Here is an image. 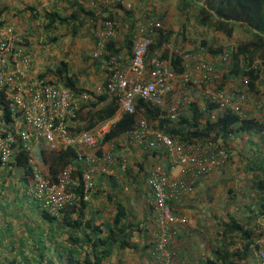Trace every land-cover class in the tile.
I'll use <instances>...</instances> for the list:
<instances>
[{"label": "built area", "instance_id": "1", "mask_svg": "<svg viewBox=\"0 0 264 264\" xmlns=\"http://www.w3.org/2000/svg\"><path fill=\"white\" fill-rule=\"evenodd\" d=\"M139 1L87 0L86 8L97 18L85 24L93 40L91 58L99 61L109 74L105 86L102 82L81 92L63 87L49 75L40 77L38 72L30 70L25 39L0 13V94L9 113L8 122L0 116V165L11 160L20 144L30 153L25 196L50 216H58L67 206L89 200L95 189V179L108 175L112 165L121 164L126 169L131 165L128 155L143 152L148 161L141 175L150 192L159 230L153 257L156 264H172L169 230L187 223V218L174 211L172 204L179 203L201 178L224 166L229 155L222 136L181 139L166 134L159 127L160 121L166 119L172 124L181 116H189L193 104L205 113L199 122L202 124L205 120L215 121L227 109L241 120L258 119L264 116V96H260L258 86L257 91L249 92L247 78L225 82L220 68L231 49L217 57L220 68L201 56L181 52L170 41L158 52L151 53L150 46L160 31L167 29L165 18L156 14L138 18L129 54L111 55L107 45L123 37L117 30V23L108 19L109 11L134 12ZM165 49L182 56L183 72L173 70L170 60L162 57ZM198 50L209 53L203 46ZM104 93L116 106L114 116L96 122L89 129L80 127L78 130V125L81 126L78 113L103 106L97 103V97ZM138 101L156 109L157 114L146 117L137 110ZM208 106L213 108L208 110ZM124 114L136 116L134 128L103 142L111 125ZM228 136L229 140L233 139V135ZM63 146H74L78 152L103 153L79 154L83 157L81 167L68 164L53 181L45 170L40 152H55ZM160 154L166 164L159 162ZM176 168L180 169L179 176L174 174ZM257 257L264 263V247L257 252Z\"/></svg>", "mask_w": 264, "mask_h": 264}, {"label": "trees", "instance_id": "2", "mask_svg": "<svg viewBox=\"0 0 264 264\" xmlns=\"http://www.w3.org/2000/svg\"><path fill=\"white\" fill-rule=\"evenodd\" d=\"M86 2L87 0H62L60 4L48 10L43 9L40 12L44 23L43 29L50 32L64 26L73 36H77L87 20L96 21L97 19L94 12L86 8ZM178 8L179 12L187 14V17L192 16L194 24L202 30H212L214 34H221L226 39H232L237 28L247 33L249 37L245 40H236L228 48L210 46V51L219 56L231 49L228 52L227 61L220 68L223 79L226 82L247 78L249 92L257 91L258 86V92L263 97L264 0H178ZM28 10L34 12L35 7L29 6ZM3 12L4 6H0V13ZM130 13L132 12H125L123 17L118 18H115L112 12L108 14V19L117 22V30L123 37L122 40L118 37L116 41H111L107 45L111 55L120 52L130 53L132 32L137 21L129 18ZM165 15L164 12H156V16L160 18H164ZM33 16L36 18L35 14ZM180 33H183V30ZM171 34L172 32L167 30L160 31L156 41L150 46L151 53L158 52L163 44L169 43ZM58 39L59 37L53 34L48 41L57 42ZM200 43L203 47L207 44L204 39ZM162 57L170 60L173 70L179 73L185 70L180 54L171 53L169 49H165ZM93 65L101 67L104 71L106 77L103 80V86H105L108 70L99 61L93 60ZM47 75L51 76L56 83L74 91L89 90L79 86L76 74L70 72L69 64L64 60L57 62L54 69H47L44 73H40V77ZM108 98L106 93L97 97V103L104 104L105 108L89 113L86 119L89 122L88 129L96 122L114 116L116 106L113 101L108 102ZM136 108L148 118L157 114L156 109H150L142 101L137 102ZM211 108L213 107L208 110ZM189 114V116H181L179 121L172 124L169 120H161L159 127L164 129L166 134L177 135L181 139L224 137L225 150L229 155L224 166L230 162L231 150L234 151L241 146L245 149V145H248L249 152L245 153H250L251 158L246 160V169L251 172L250 185L254 193L253 199L258 200L254 205L243 204L240 208L239 206L245 202L232 198L234 192L229 189L231 198L229 205H234L232 201H239V204L234 205L236 208L234 213H226L225 220L219 222L218 231L206 240L207 254L198 259L197 264H264L257 257V252L264 247V224H260L264 223V220L258 222L260 218H264V116L258 119L241 120L227 109L225 114L215 121L205 120L202 124L199 122L204 119L205 113H202L195 104L190 107ZM0 116L4 122L9 121L8 108L1 94ZM78 119H83L82 113H78ZM135 124V115H122L111 125L109 132L103 137V142L120 136L123 132L134 128ZM78 127L80 130L81 126L78 125ZM239 134L244 136L233 146L231 142H235ZM228 135H233L234 139L229 140ZM29 156L30 153L17 144V151L11 160L4 166L0 165V264H127L123 257L125 251L128 249L133 253L139 252L140 246L134 241V237L136 234L141 235L143 230L139 227V222L131 219L133 214L129 208L121 201H112L115 196L114 189L101 197L102 192L95 187L91 197L94 196L93 199L100 197L98 205H95L94 200H79L67 206L60 215L50 216L37 204L27 199L24 194L25 189L20 193L18 187H13L11 177L18 173L21 174V176L18 175L19 184L24 188L27 187V176L30 175ZM40 157L53 181L68 164L80 168L81 159H83L74 146H63L50 153L40 152ZM147 161L148 156L145 155L142 162H136L138 173L136 177L143 174ZM125 171L128 178L133 177L129 167ZM116 187L114 182L113 188ZM77 192H80V189H77ZM104 197L106 202L101 199ZM172 207L176 211L173 204ZM145 249H148V245ZM114 258L115 263L111 262ZM171 262L179 264L172 253Z\"/></svg>", "mask_w": 264, "mask_h": 264}, {"label": "crops", "instance_id": "3", "mask_svg": "<svg viewBox=\"0 0 264 264\" xmlns=\"http://www.w3.org/2000/svg\"><path fill=\"white\" fill-rule=\"evenodd\" d=\"M144 1L149 0H140L137 3L134 12L130 13L129 18L131 20H137L135 22V28L138 20H140L138 18L146 17L149 15H155L156 12L162 13L160 11H157L158 9L156 8H153L151 10L145 9V6H143L142 4V2ZM172 3H174L176 7L175 11L179 9L178 4H176V2L171 1V4ZM166 4L168 7V0H164L163 9H159L165 11L164 13L168 12V14L170 15L172 14V9H170V7L167 8ZM49 8V6L45 7V9L47 10ZM112 13L114 14L115 18L123 17V13L114 11H112ZM164 18L167 22L166 30L172 32L169 41L175 46H177L179 49H181V52L193 53L199 57L201 56V59L203 60L212 62L218 68L221 67L220 61L217 60L218 55H214L211 53L210 46H213L215 48L220 46L225 47L226 40H224L225 37L223 35L217 34V36L211 41H206L207 44L204 47L209 50V53L203 54L198 50V48L202 46L200 43L202 39L197 42L189 40L186 37V28L184 26L182 28L179 27V30L177 29V31L173 33L174 28L171 26V22H169L168 20L169 17L167 18V16L165 15ZM193 23H195V21ZM194 25L199 31L207 32L206 30H202L200 27L196 26V24ZM127 28V25H125V29ZM182 30L183 33H180ZM80 32L82 34L81 38L87 39L88 41L85 45H83L81 42H79L77 38H72L73 43L71 45H76L77 49H74L71 52V56L74 57L77 54H80L82 57H84L81 53V50L82 48H87L89 50L88 57H91V52L93 49V40L90 36V29L85 28L84 26L79 31V33ZM211 34H214L213 31L211 32ZM63 41L68 42L69 40L65 39ZM88 57H84V59ZM92 68L93 69L89 70V72L96 73V75H93L96 79L94 81H91L92 83L90 84V81H87V79L84 78L80 80V78L77 77L79 80V86L90 90L95 88V86H97L100 82H103L106 76L102 68L97 67V65H93ZM103 108H105V105L100 106L98 109ZM94 111L95 110L93 109L82 114L83 119L80 120L81 127L88 129L89 122L86 119L89 113H93ZM228 143L230 144V142ZM78 153L83 156H88L90 154H101L103 152H91V150H81V152ZM145 155L146 154H144L143 152H132L131 155H128L130 156V158L128 157L130 159L128 163L131 164L128 167L133 177L128 178L127 174L125 173V168L122 165L114 164L111 166L108 175L99 176L95 179V187L96 190L102 192L100 194L101 197H103L104 194H106L107 192L110 193L114 189L115 196L112 201H121L123 205H125L132 211L133 215L131 219H133L134 222L140 223L139 227L142 228L143 231L141 235L136 234L135 238L137 239L134 238V241H139V252L142 254L139 259L141 264H147L149 259H151L149 253L153 250V247L155 246V243L157 241V233L159 231L155 222V213L151 204L150 192L144 183L145 178L142 175L136 177L135 174V171L137 170V167L135 166L136 162H142V159ZM160 158L161 159H159V162L163 164L167 163L162 154H160ZM246 168V163L239 167L238 165H236V167L234 168L231 162H229L227 166L217 168L211 173H209L207 176L201 178L195 184V186L180 199L179 203L174 204L176 212L179 215H183L187 218V223L185 225L175 226L170 228L169 230L168 248L170 252L174 254L176 261H178L179 264H197L198 259H201L203 255L207 254L206 250L208 245L206 243V240H208L211 236H213V234H215L216 231H218L219 222L225 220V215L227 212L234 213V209L231 207V205H229V200H231L230 195L228 193L229 189L233 190L234 193L231 197L235 200L246 202V198L245 200H243L245 195L248 197L249 200H251V196L254 195L250 185L251 172H248ZM179 170V168L175 169L174 174L176 176H179ZM240 172L243 173L244 178L242 175L238 176L236 174ZM239 179L241 181L237 182ZM234 180H236V182H234ZM114 182L117 185L116 188H113ZM93 197L94 196L90 197V201L94 200L96 201L95 205H98V200L100 197L97 196L96 199H93ZM101 199L103 200V202H106L105 197ZM259 220H264V218H260ZM147 245L148 249H145ZM126 251L129 250L127 249ZM123 257H125L124 261L128 264L130 262V257ZM111 262L115 263L116 259L114 258Z\"/></svg>", "mask_w": 264, "mask_h": 264}, {"label": "rangeland", "instance_id": "4", "mask_svg": "<svg viewBox=\"0 0 264 264\" xmlns=\"http://www.w3.org/2000/svg\"><path fill=\"white\" fill-rule=\"evenodd\" d=\"M168 1H169V4H168V7L166 4V7L167 8L170 7V9H172V14H170L171 15L170 16L167 11H166L167 13L165 14L167 18L169 17L168 20L169 22H171V26L174 28L173 33L177 31L179 27L182 28V26H185L186 37L193 42L200 41V39L211 41L213 38L217 36V34L212 35L211 30H207V32L199 31L193 23L194 19L192 16L187 17L186 16L187 14L179 12L178 9L175 11L176 7L174 3L171 4V1L176 2V4H178L177 0H168ZM60 2H61L60 0H0V6H4L3 14L5 18L7 19V21L14 26L17 34L20 37L24 38L26 41L27 56L29 60L31 61V70L33 69L39 74L44 73L47 69L49 70L54 69L57 62H59L60 60H64L68 62L70 72H72L73 74H76V76L79 77L80 80L84 78L87 79V81H90L89 83L91 84L92 83L91 81H94L96 79L93 76V75H96V73L89 72V70L93 69L92 68L93 59L91 57L84 59V57L89 56V50L87 48H82L81 53L83 54L84 57H82L80 54H77L74 57L71 56V52L74 49H77L76 45L74 44L71 45L73 43L72 38H77L79 42H81L83 45H85L88 40L81 38V35H82L81 32L76 37L73 36L71 34V31L64 26H61V28L56 31L54 30L50 32H46L45 29H43L42 27L44 23L41 19L40 12H42V10L45 9V7L49 6L50 8H52V6L60 4ZM142 4L143 6H145V9L151 10L153 8H156L158 9L157 11L165 12L159 9V8L163 9L164 0H149V1L142 2ZM29 6L35 7V11L30 12V10H28ZM34 14L36 15V18H34L33 16ZM53 34L59 37L57 42L48 41L49 37H52ZM248 37L249 36L247 35L245 31H243V29L237 28L234 31V37L232 39L224 38V40H226L225 47L228 48V46L232 45L236 40L237 41H240V39L245 40ZM65 39L69 41L68 42L63 41ZM179 50L181 51V49ZM243 136L244 135H241V134L237 135L235 138L236 141L232 142V145L234 146L235 143L240 141L239 139L243 138ZM243 148L244 147L241 146L238 149L235 148L234 151L233 150L230 151L231 152L230 162L234 168L236 167V165H238V167L242 166L244 163H246V160L248 161L251 158L249 157L251 155L250 153L249 154L245 153V152H249L248 145H245V149ZM236 174L238 176L242 175L244 178L243 173L240 172ZM18 175L21 176L20 173H18ZM18 175L17 174L12 175L13 177H11L12 178L11 185L13 187L14 186L18 187L20 193H22V191L25 188L24 186L19 184L20 178ZM236 180H234V182H236ZM240 181L241 180L239 179L237 182H240ZM12 195L14 196V194ZM244 198H246L245 200L246 202L242 203L241 206H239L240 208L242 207L243 204L254 205L258 201L257 199H253V196L251 200H248V197L246 195L244 196ZM238 204H239V201L234 202V205L238 206ZM234 205H231V207L234 209V212H235L236 208H234ZM258 222H260V220H258ZM260 224L262 225L264 223L262 222ZM137 243H139V241H137ZM154 247H153L152 252L149 253V255L152 257V260L149 259L147 264H150L151 262H152L151 264L153 263L156 264L155 259L153 257ZM124 254L126 258L130 257V262L128 264H141L139 259L142 256V254L140 252L133 253L130 251H125Z\"/></svg>", "mask_w": 264, "mask_h": 264}]
</instances>
